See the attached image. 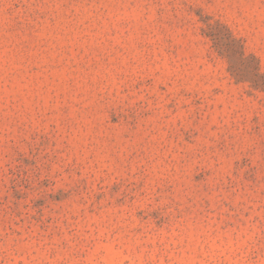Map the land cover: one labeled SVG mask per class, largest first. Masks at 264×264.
Instances as JSON below:
<instances>
[{"label":"rangeland","instance_id":"374dc122","mask_svg":"<svg viewBox=\"0 0 264 264\" xmlns=\"http://www.w3.org/2000/svg\"><path fill=\"white\" fill-rule=\"evenodd\" d=\"M0 264H264V0H0Z\"/></svg>","mask_w":264,"mask_h":264}]
</instances>
